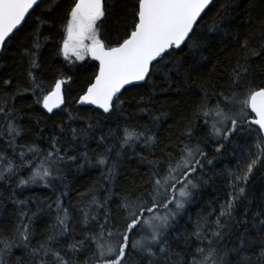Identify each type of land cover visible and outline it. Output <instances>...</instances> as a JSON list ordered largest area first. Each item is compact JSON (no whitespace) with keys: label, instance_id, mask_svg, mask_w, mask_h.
Instances as JSON below:
<instances>
[{"label":"snow or ice","instance_id":"obj_1","mask_svg":"<svg viewBox=\"0 0 264 264\" xmlns=\"http://www.w3.org/2000/svg\"><path fill=\"white\" fill-rule=\"evenodd\" d=\"M212 3L0 0V54L13 55L22 68L21 79L0 81L6 90L15 84L0 97V209L13 205L10 217L0 215V264H264V0L258 15L224 29L231 54L206 78L199 71L208 57L198 22ZM55 39V55L73 74L58 71L46 88L41 50ZM184 49L193 56L188 67L177 56ZM88 66L93 71L75 103L93 106L94 114L74 115L65 85ZM156 79L184 97L180 119L163 140L156 129L168 113L155 115L151 107ZM29 92L51 116L37 118L45 128L21 143L27 137L14 101ZM136 114H147L149 123ZM77 119L83 127L71 126ZM205 131L217 154L242 137L247 159L228 170L227 191L209 202V211L181 223L195 190L212 179L204 172L213 163L201 144ZM89 141L103 150H90ZM130 152L148 166L140 183L119 179ZM94 160L100 179L76 189L77 203L66 204L71 166L80 171ZM32 185L50 189L55 199H21ZM53 209V223L38 232L34 225Z\"/></svg>","mask_w":264,"mask_h":264},{"label":"trees","instance_id":"obj_2","mask_svg":"<svg viewBox=\"0 0 264 264\" xmlns=\"http://www.w3.org/2000/svg\"><path fill=\"white\" fill-rule=\"evenodd\" d=\"M262 0H213V3L206 9L205 13L202 15L203 18L198 22L199 28L198 33L202 38V48L204 56L208 57V60L202 61V66L199 67V71L206 78L211 76L215 77L216 72H213V65L219 64L221 67L226 63V57L231 54L232 45L228 42L231 40L230 36H227L224 32V29L228 31H233L236 27L240 26L243 21H246L249 14L256 16L260 12ZM45 5H41L43 9ZM39 13V10H38ZM37 13V14H38ZM58 32V28L56 29ZM45 34H49L47 31ZM58 39L50 41L44 46L42 51V61H43V81L45 87H49L54 83L56 78H60L58 75L59 72H63L65 76L72 75L71 67L64 64L61 57L55 55L54 45H58ZM228 44V47L225 45ZM178 57H183L186 61V67L193 64V56L189 53L188 49H184L182 52L177 51ZM200 58V53H196L195 59ZM17 58L11 54H0V81L3 79H8L9 77L14 80L21 79L20 73L22 68L18 67ZM93 63V62H88ZM219 69H217L218 71ZM93 69L88 66L82 69L74 75L75 83L70 85H65V88L71 87L72 92L66 95V99L69 102L67 108L73 112L74 115L77 112L80 113H93V108L88 106H81L75 103V98L80 94V89L85 83L87 78L91 75ZM173 81H176V77L173 75ZM157 87L152 96V109L155 115H160L161 112L168 113L167 117L161 116L159 121V126L156 131L159 137L163 140L166 139L169 135V125H172L174 121L180 119V113L183 111V93L173 91H164L166 85L163 80L156 79L155 81ZM15 90V84L10 90H6L3 86H0V97H3L6 92L8 95ZM147 90V89H146ZM36 97L31 94V92L26 93L22 96H17L14 103L16 108L20 112L21 124L25 128V133L27 140H21V143L31 142L36 140L39 135V129L45 128L44 120H41L39 125L36 124V119L39 117L51 116L47 113L40 105L35 103ZM11 102V101H10ZM64 107V106H62ZM60 110H57L59 112ZM138 119L142 124L149 123V117L147 114H136L133 117ZM65 120L67 117L65 114ZM51 120H48L47 123L50 126ZM71 126L75 128H80L84 126V121L75 120L71 121ZM105 125V130L107 128ZM99 133H97L98 135ZM45 136L49 135V132L46 130L44 133ZM234 143L229 144L227 150L223 151L220 154L215 152V141L208 136L207 132L201 134V144L204 150L208 153V158L213 160L211 165L205 164L204 172L207 176L212 177L208 184L203 185L199 189L195 190L193 200L191 203L187 204L183 212L181 213L180 219L181 223H187L189 217L191 220L197 218V214L201 211L205 213L209 211V202H215L217 199H221L227 191V181H228V170H236L237 165L243 166V163L246 161L247 157L241 147L246 148L244 145L243 138L240 136L233 137ZM44 145L42 144L41 147ZM89 149H95L97 152L102 151L103 149H97L94 141H89ZM235 149V151H234ZM83 150V149H82ZM140 152V149L136 150ZM147 154L146 152L144 153ZM157 155L159 151L157 150ZM83 163V161H81ZM148 171V166L142 164L139 161L138 156H134L129 153L128 157L122 160L121 174L119 179L124 181H136L137 183L141 182V177L145 175ZM27 175V173H25ZM101 169L98 165H95V160L93 161V166L89 167L85 165L84 168L80 171H77L76 165L71 166V170L67 173V181L72 186V191L69 194V197L65 198L66 204L71 202L75 205L77 203V192L76 189H79L81 192L85 191L87 187L97 182L100 179ZM259 175V173H257ZM19 191V190H18ZM4 196H7L8 193H3ZM31 197L37 203L42 200H54L55 194L50 190L46 189L40 185H32L28 188H25L21 199ZM33 210L36 208V203L32 205ZM13 211V205L9 202L6 209H0V215L5 218L10 217V214ZM47 212V210H45ZM13 220L14 217H11ZM55 218V210H52L51 215L44 214L41 220H38L34 227L37 228L38 232H43L48 225L53 223ZM21 253L17 250L16 255L19 256Z\"/></svg>","mask_w":264,"mask_h":264},{"label":"water","instance_id":"obj_3","mask_svg":"<svg viewBox=\"0 0 264 264\" xmlns=\"http://www.w3.org/2000/svg\"><path fill=\"white\" fill-rule=\"evenodd\" d=\"M203 15V14H202ZM83 106H88V107H92L93 108V106H89V105H83ZM54 111H57V110H54Z\"/></svg>","mask_w":264,"mask_h":264}]
</instances>
